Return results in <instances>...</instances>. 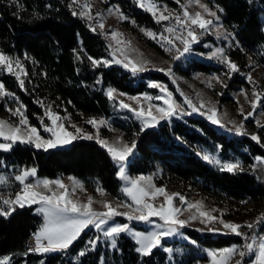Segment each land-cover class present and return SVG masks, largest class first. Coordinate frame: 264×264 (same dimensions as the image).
I'll return each mask as SVG.
<instances>
[{
	"label": "trees",
	"instance_id": "trees-1",
	"mask_svg": "<svg viewBox=\"0 0 264 264\" xmlns=\"http://www.w3.org/2000/svg\"><path fill=\"white\" fill-rule=\"evenodd\" d=\"M108 2L109 5H118L129 18L125 21L134 25L131 23L134 20L137 28L169 35L164 29L174 24L171 20L157 23L152 14L140 8L135 0ZM155 2L161 8L167 5L170 11L181 12L176 0ZM202 2L217 11L218 23L223 26L221 31L230 35L226 39L208 35L199 43L214 46L228 43L226 55L240 69L231 75L224 88L225 97L229 99L231 92L246 83L245 73L254 60L264 64V0ZM70 3L71 0H0V52L14 60L19 59L27 72L26 76L21 75L25 82L22 89L16 76L0 66V82L7 91L14 93V96L0 98V117L8 122H17L19 117L13 116L8 109H15L20 104L25 106L29 124L36 127L47 106H51L54 113L66 115L74 121L81 122L89 117L107 118L112 109V100L107 96L109 88L129 96L151 95L154 90L149 87V82L165 83L168 80L159 72L133 74L116 63L93 67L89 56L111 61L112 53L104 36L90 29V21L72 15ZM217 6L223 11H218ZM158 39L157 36L150 41L164 50ZM201 44H193L192 51L176 61L173 69L178 76L211 75L220 70L219 66L206 60L202 52L207 48ZM37 101H42L45 107ZM112 124L127 143H136L128 165L129 175H153L157 185L183 194L194 192L225 207L239 219L255 220L264 213V164L255 159L264 157V150L251 140L228 137L199 115L170 118L143 131L141 121L135 117ZM252 132L262 137L264 127H256ZM208 154H217L222 159L238 156L247 168L236 173L221 171L219 165L203 159ZM0 158L18 171L35 167L38 176L78 177L87 188L100 185L106 194L119 198L117 169L95 142L75 141L67 149L46 152L16 144L9 152L0 153ZM41 224L42 218L33 207L18 209L8 218L0 217V257L10 256L11 264H40L41 260L44 264H195L199 259L190 245H185L189 248L186 252L178 249L171 256L154 250L151 256L141 257L135 251V245L124 235L117 237L115 249L101 238L95 251L77 258L86 242L99 235L91 230L83 231L64 253H29L24 256L28 239ZM263 231L264 225L255 229L258 234ZM190 235L201 246L211 248L237 240Z\"/></svg>",
	"mask_w": 264,
	"mask_h": 264
},
{
	"label": "snow or ice",
	"instance_id": "snow-or-ice-1",
	"mask_svg": "<svg viewBox=\"0 0 264 264\" xmlns=\"http://www.w3.org/2000/svg\"><path fill=\"white\" fill-rule=\"evenodd\" d=\"M15 2V0H14ZM140 8L150 12L157 23L162 21H174V24L167 26L164 29V33H154L151 30L141 28L140 30L152 39H157L159 36L158 43H161V47L165 51H172L175 49L177 55L173 57L174 60H179L181 56L185 53L192 51V45L199 43V37L205 33L211 32L215 29L217 38L224 37L227 38L225 32H222V24H219L220 17L217 15V11H212L207 4L202 3V0H186L182 3L181 0H176V3L180 5L181 12H172L167 8V5L163 6L161 10L160 5H158L155 0H135ZM50 7V5H48ZM72 10L73 16H79L82 19H87L93 23L89 24L90 29L95 32L98 29L103 31L105 24L103 22V14L92 12V4L89 0H85L81 3L80 0H71L68 5ZM75 6V7H74ZM190 6H197L202 11H196L195 13L189 12L188 8ZM79 8V11L76 10ZM217 10L222 12L223 9L217 6ZM109 15H116L121 20L129 19L120 10L119 6L109 7L107 9ZM210 17V18H209ZM135 25V21H131ZM93 24L95 26H93ZM111 36L116 40L117 44L130 47L131 42L125 41L123 39H117V37H122L121 33L111 32ZM176 41H179L183 45L182 49L176 46ZM111 47V45H109ZM207 47V45H205ZM75 51V50H74ZM116 51L120 52L123 59L116 58L115 52L113 53V60H98L92 57H88L93 67L109 66L111 63L122 64L125 68H130V70L135 74L137 72L147 71L146 65L150 63L149 61H133L128 57L123 48H118ZM212 57H215L222 63L228 72L224 73L225 76L231 78L232 73L239 72V66L233 62L226 54L223 48H216L215 51L211 53ZM27 59L28 57L25 56ZM77 59H80L77 55ZM0 66H3L7 71L16 76L19 81V86L24 88V80L21 79V75L26 76L27 72L24 70L23 65L19 59H13L0 52ZM18 70V71H17ZM158 71L165 72L169 77H173L172 68L167 69L159 68ZM247 82L253 87L251 89V98L246 90H241V95L244 96L246 102L249 103L252 111L245 114L243 106L239 109V114L243 117V120L236 124L235 121H229L233 125V129L237 135H249L244 129V120L252 117L255 113L256 108L264 100V91L259 89L258 83L253 79L251 73L246 77ZM215 80L223 87H227L224 84L220 76H213L208 81V86L212 87L211 81ZM97 83H100L97 80ZM175 83V79H173ZM149 87L159 88L162 93H166L167 98L164 96H148L145 95V100H164L167 107H159L155 105H148V109L145 110L142 106L137 109L133 108L128 104L121 101L120 106L123 108H128L130 111L134 112L138 119L141 120V131L148 127L156 126L160 120L170 118L176 115L177 109L180 107L176 104L172 97V93L167 90V87L158 83H150ZM115 93V89L109 88L107 90V96L112 99ZM121 95H123L121 93ZM183 95V93H181ZM223 95V93H220ZM7 96H14L6 90L3 82H0V98ZM130 99L137 101L139 103V97H130ZM41 107H45L42 101H37ZM184 103L192 109V112H199L200 115H204L213 124H218L221 127H226L223 120L219 117L218 109L215 105H211V102H204L201 100L199 107L192 103L190 99L185 97ZM239 103V101H237ZM210 105V106H209ZM153 109L155 113L153 114ZM201 109H206V111H201ZM9 112L13 116L19 117L18 123L11 124L5 120H0V140L5 142H0V150L10 151L13 146L19 142L21 144H31L37 149H43L47 151L50 148H56L57 146L66 145L71 143L73 140L80 138L74 135L72 132L67 131L63 119L57 113L51 110V106L45 107L44 116H46L50 121L51 125H44V131L51 133V137L48 139L43 138L40 135L37 127L29 124L28 118L25 115V106L20 104L15 109L9 108ZM189 115L191 113H188ZM225 116L227 114H224ZM40 122L43 125V117L40 118ZM87 123L97 127V125H104L106 122L88 120ZM257 126L264 127L260 124V121H256ZM73 127H76L73 125ZM233 129H229L230 131ZM76 133L82 134L83 138L92 139L93 136L87 133H83V130L76 128ZM250 138L264 148V143L261 142V138L257 134H250ZM97 142L107 150L112 161L117 165V176L121 181H124V186L122 187V193L130 198L131 203H118L113 206L112 203L108 201H100L102 206L106 209L104 212H97L92 208L94 203L91 196L88 197L86 202L78 201L71 198L75 193L76 187L83 190V184L73 177H69L73 182L72 193L69 192L68 187L60 179H38L34 184L27 182L29 177H35L37 175V169L35 167L25 168L19 172V174L14 176V180L19 182L22 186L19 192L15 194L4 195L0 194V217L7 218L16 211L19 207L23 209L25 206L39 205L36 208V212L41 214L43 217V223L39 229L33 233L34 244L30 245L26 251L23 253L27 256L29 253L36 254H49L66 252L70 246L76 241L81 233L88 228L93 226L95 229L102 233V237L105 240L111 242V247L115 249L117 247L116 238L121 233L131 232V229L127 223L125 224H109L116 216H124L127 220H137L151 223L152 217H158L163 224L156 225L158 230L144 232H132V236L135 239V243L138 245L135 251L141 257H148L153 254V250L162 246V239L165 237L173 236L178 234L180 228H183L189 221H194L200 219V223L208 225L211 223H219L222 225V229L227 230L228 233L241 236L245 243L243 245L237 246L233 245L231 247L223 248L218 251L212 250L208 251L207 255L211 258L212 264H244V258L250 254H255V260L253 264H264V235H259L254 230L264 225V213H261L256 217L255 221L246 224H238L234 222H226L222 219L223 213L220 217L213 215V212L218 210L212 209L210 211L203 210V205L201 202L188 203L185 197L181 196L179 193L169 194L164 187H156L152 182V176H138L135 178L130 177L126 173L125 164L128 157L133 153L136 147L135 141L131 144L123 143L122 138H118L115 142L110 143L107 140L101 139L98 135V130L96 134ZM203 159L220 166L221 171H227L229 173L243 172L244 168L239 160L235 162L221 163L219 159H214L209 155H204ZM256 161L264 164V157L257 156ZM255 169V165H253ZM7 179L0 177V185L7 184ZM96 191L100 195H105L103 188L97 186ZM164 197L163 203L157 206L154 201L158 197ZM179 196L181 204H187V209H195V213L190 215L188 219H180L179 216L184 209L180 207H175L173 201L175 197ZM124 207L129 209V211L121 212L118 209ZM249 229V233L241 232V228ZM208 231H220L218 228L207 229ZM227 234V233H226ZM101 241V236L97 235L86 242L84 249L77 253V258L84 257L88 252L95 251L98 243ZM195 243V241H193ZM166 252L171 253L172 249L165 248ZM239 259H236V257ZM0 264H11V257L4 255L0 257ZM40 264H44L41 260ZM103 264V262H102Z\"/></svg>",
	"mask_w": 264,
	"mask_h": 264
},
{
	"label": "rangeland",
	"instance_id": "rangeland-1",
	"mask_svg": "<svg viewBox=\"0 0 264 264\" xmlns=\"http://www.w3.org/2000/svg\"><path fill=\"white\" fill-rule=\"evenodd\" d=\"M80 2L84 3L85 0H80ZM89 2L93 6L92 7L93 15H95V13H97V12L103 14V22L105 24V28L103 31H100L98 29L97 32L102 34L104 36V38L107 40L108 47L112 53V56H113V53L115 52L116 58L123 59V56H121L120 52L116 51V49H118V48H123L124 51L126 52V54L128 55V57L130 59H132L133 61H149L150 62L146 65V67L148 69L147 71L137 72L135 74H141V73L150 72V71L165 74V72L158 71L157 69H159V68L167 69L169 67L172 68L173 77H169L168 75L165 74L168 77V80L165 83H158V84H161V85H164L167 87V90L172 93V97H173L174 101L176 102V104L180 106L177 109L176 115L171 116L170 118H181V117H186V116L188 117V116H193V115H199V116H202L205 119H207L206 116L200 115L199 112H192V109L189 108L186 103H184V99H185V97H187L197 107H199L201 100L206 102V104H207V102H211V105H215L218 109V113H219L218 118H221L226 125V127H221L218 124H213L210 120L207 119V121L209 123H211V125L217 131L223 132L226 136L231 137V138H246L248 140H251L255 144H257L255 141H253L250 138V134H256V133H253L252 131L254 130V128L259 127V126H257V123H256L257 120L260 121L261 125H264V101H263V103L261 101V103L256 108L255 113L252 117H249L247 120L243 121L244 129L246 130V132L249 135H237L233 129V125L231 123H229V121H235L236 124H239L243 120V117L239 114V109L241 106H243V110H244L245 114L252 111L249 103L246 102L244 99V96L241 95V90L242 89L246 90L249 94V98H251V89L253 86L251 84H249L247 82V79H246L247 75L249 73H251L253 79L258 83L259 89L261 91H264V64L260 63L258 60H254L251 67H249V69L245 73L246 83L242 87L237 89L236 91L231 92V94H229V96H230L229 99H226V97H225L226 93L224 92L225 87L221 86L215 80L211 81L212 87H209L208 81L213 76H220V78L223 80L224 84L227 85L229 78L227 76H225L224 73L228 72V69L222 63H220L218 59H216L215 57H212L211 53L213 51H215L216 48H223L225 51V54H226L225 48L228 46V43L227 44H219L217 46L210 45L209 43H202V42H201L202 44L196 43L198 45L201 44V46H204V47H205V45H207L206 51L202 52V53L205 54L207 61L211 62L212 64H214L216 66H219L220 70L214 72L211 75L194 74L190 77H186V78L184 77L183 78V77L178 76L175 73V70L173 69L174 65L177 61V60L173 59V57L175 55H177V52L175 51V49H173L172 51L169 52V51H165L163 49L157 48L156 46H154L152 41H150L151 38L148 37L147 35H145L140 30L141 28H139V27L137 28L134 25L127 23L125 20L119 19L116 15H109L107 9L109 7H115V6L109 5L108 0H89ZM181 2L185 3L186 0H181ZM162 9L163 8H161V10ZM76 10L79 11V8H76ZM188 11L195 13L196 11H202V10L199 9L197 6H190L188 8ZM90 22L93 23L92 21H90ZM93 26H95V25L93 24ZM113 31L122 34V37H117V39H123L125 41H130L131 42L130 47L125 48L124 45L117 44L116 40L113 39L111 36V32H113ZM152 32L157 33L158 31L153 30ZM208 35H216L215 29H213L211 32H208V33L201 35L199 37V41H200V39H205L206 37H208ZM109 45H111V47ZM176 46L181 48V49L183 47V45H181L179 43V41H176ZM186 56H187V53H185L180 58H184ZM120 65L123 67L122 64H120ZM123 68L132 72L130 70V68H125V67H123ZM232 74H234V73H232ZM173 79H175V83H173ZM150 83H153V82H149L148 84H150ZM152 89L154 90L153 93L151 95L148 94V96H152V97L164 96L165 99L167 98L166 93H162L159 88H152ZM181 93H183V95H181ZM220 93H223V95H220ZM145 95L146 94L140 95V96H129V95H125V94L121 95V93L115 91L114 96L111 99L112 100L111 115H110V117H107V118L89 117L86 120L79 122V121L71 120L66 115H59L58 114L60 117L66 118V119H63L62 122L64 123L67 131L72 132L74 135H77L80 138L73 140L69 144L57 146L56 148H50L47 151H52V150H57V149H67L75 141H91V142L97 143L98 146L103 151H105L108 154V156L110 157L107 150L105 148H103L96 140L97 130H98L99 137L101 139L109 141L110 143L115 142L118 138H122L123 143L129 144L123 139L120 131L114 128L112 123L114 121L115 122L124 121L125 119H128L130 117H135L136 119H138L134 112L130 111L128 108H123L120 106L121 101H123V103L128 104L131 107L137 108V109H139L142 106L145 110H147L149 104L159 106V107H167V105L164 103L163 99L162 100L153 99V100L149 101V100L144 99ZM130 97H139L140 98L139 103H137V101H135V100L130 99ZM237 101H239V103H237ZM201 111H206V109H201ZM188 113H191V114L189 115ZM153 114L158 115L157 113H155V109H153ZM224 114H227V115L225 116ZM170 118H167L164 120H169ZM93 119L96 121L103 120L106 123L104 125H97V127H93V125L87 123L88 120H93ZM0 120L7 121L3 117H0ZM18 120L16 123H18ZM138 120L141 121L140 119H138ZM164 120H160V122H162ZM43 122H44L43 125L41 124V122L39 123V126H37V129L43 138L48 139L51 137V133L44 131V125L50 126L51 121L46 116H44ZM9 123H11V122H9ZM16 123H11V124H16ZM73 125H75L76 127H73ZM76 128L82 129L83 133L90 134L93 136V138L92 139L83 138L82 134L76 133ZM229 129H233V130L230 131ZM257 135L259 136V134H257ZM260 138H261V142L264 143V136H262ZM0 142H5V141L0 140ZM16 144H21V143L17 142ZM21 145H27V146H30L34 149H37L31 144H21ZM257 145H259V144H257ZM262 149L264 150V148H262ZM37 150L45 151L43 149H37ZM7 152H9V151H7ZM7 152L0 150V153H7ZM133 154H134V150H133V153L128 157V160L125 164L127 175H129L128 165L131 161ZM208 155L214 159H219L222 164L228 163V162H235L236 160H239L242 164V161H243L238 156H235V157L231 156L229 159H222L217 154H208ZM110 159H111V157H110ZM111 161H112V159H111ZM113 164L115 165V167L117 169V165L114 162H113ZM242 166H243L244 170L247 168L243 164H242ZM22 170H19V171L16 170V168H14L12 165H7L3 161V159L0 158V177H3L5 179H7V181H8L7 184L0 185V194H4V195L15 194L16 192H19L21 190L22 186L19 184V182L14 180V176L19 174V172ZM129 176L132 178H135V177H138L141 175H138V176L129 175ZM143 176H152L153 184L156 187H163V186H159L156 184L155 178L153 175H143ZM69 177H73L83 184V190H81L79 187H76L75 193H74V195L71 196V198L76 199L78 201L86 202L88 197L91 196L93 198V201H94V203L92 204V208L97 212L106 211V209L102 206L100 201H108V202L112 203L113 206H116L118 203H131L130 198L126 197L121 191L122 187L124 186V181H121L118 178V176H117V179H118L119 185H120L119 198H113L106 193H105V195L102 196L96 191L97 186L100 187V185L95 186L93 189H89L86 187L85 182L82 179H80L78 177H74V176L47 178V177L36 175L35 177H29L27 182L34 184L38 179H51V180L60 179L68 187L69 192L72 193L74 185H73L72 180L69 179ZM165 189L169 194L179 193L181 196L185 197V199L188 203H195L198 201L201 202L203 205V210H207V211H210L212 209L218 210L216 212H213V215L220 217L221 213H223L222 219L225 220L226 222H234V223H238V224L243 225V224L255 221L254 219L253 220L252 219H239L236 216H233L231 214V212L228 211L225 207L215 205L212 202V200L205 198V197H202V196H199L198 194H195L194 192H188L187 194H183L182 192L175 190V189H168V188H165ZM163 201H164V197L161 196V197H158L154 201V203L157 206H159L161 203H163ZM173 204L175 207H180V208L184 209L179 216L180 219H188L190 215L195 213V209H191V210L187 209L186 203L181 204V202L179 200V196L175 197ZM27 207H29V206H25L24 208H27ZM30 207H33L34 212L42 218V223H43L42 215L38 214L36 212V208H38L39 205H32ZM18 209H21V208L17 207L16 210H18ZM118 210L121 212L129 211V209L124 208V207H121ZM116 223H119V224L127 223L129 225L131 232L121 233L120 235H124L125 237L129 238L130 241L135 245V248H136L138 245L135 243V239L133 238L131 233L132 232L147 233L149 231L158 230L156 228V225L163 224V221H161L158 217H152L151 223L144 222V221H137V220L129 221L124 216H116L111 221H109L110 225L116 224ZM209 227L218 228L221 230L220 231H208L207 229ZM86 230H91L93 232H96L101 236L102 239H104L102 237V233L100 231H98L97 229H95L93 226H89L84 231H86ZM240 231L244 232V233H249V229H247L246 227L241 228ZM190 233H195L197 235L201 234L203 236L209 235L210 238H213V239L219 237V238L237 239V240H230L229 242L221 245L220 247H213V248L203 247V246H201V244L198 242L197 239H195L194 237H192L190 235ZM259 235H264V231L262 234H259ZM106 241L109 242V244L111 245V242L109 240H106ZM193 241H195V243H193ZM244 243H245V241L241 236H237L235 234L228 233L227 230L222 229V225H220L219 223H211V224L205 225V224L200 223V219H197L194 221H189V223L186 224L183 228H180L178 231V234L163 238L162 239V246L157 248V249H154V250L164 251L168 256H171V254L174 253V251H177L178 249H179V251L182 250L183 252H186L189 248L185 247V245H190L192 247L193 254L199 258L195 261V264H212L211 258L207 255L208 251H212V250L218 251L220 249L231 247L233 245L240 246V245H243ZM33 244H34V240H33V236H32V245ZM176 246H177V248H175ZM165 248L172 249V252L171 253L166 252L164 250ZM251 257H252V262L256 258L255 254H250L244 258V263L248 262L247 264H249ZM203 258H206V259L204 260ZM236 259H239V257L237 256Z\"/></svg>",
	"mask_w": 264,
	"mask_h": 264
},
{
	"label": "built area",
	"instance_id": "built-area-1",
	"mask_svg": "<svg viewBox=\"0 0 264 264\" xmlns=\"http://www.w3.org/2000/svg\"><path fill=\"white\" fill-rule=\"evenodd\" d=\"M30 245H32V237H30L29 239H28V241H27V248L30 246ZM248 263V262H247ZM247 263H244V264H247ZM249 264H253V262H252V257H251V259H250V263Z\"/></svg>",
	"mask_w": 264,
	"mask_h": 264
}]
</instances>
